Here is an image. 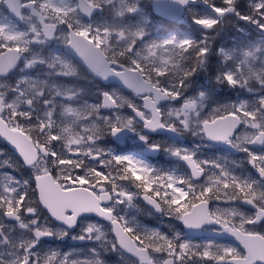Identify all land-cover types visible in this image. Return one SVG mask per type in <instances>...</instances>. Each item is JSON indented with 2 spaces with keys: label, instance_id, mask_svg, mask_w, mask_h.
Wrapping results in <instances>:
<instances>
[{
  "label": "snow or ice",
  "instance_id": "1",
  "mask_svg": "<svg viewBox=\"0 0 264 264\" xmlns=\"http://www.w3.org/2000/svg\"><path fill=\"white\" fill-rule=\"evenodd\" d=\"M0 2L6 4L9 10L5 17H0V28L4 29V35L0 36V75L8 74L21 58L20 54L27 51L26 48L22 47L23 44L29 41L39 43L53 37L58 26L62 24L68 30L64 34L67 44L79 53L98 75L104 78L109 75L120 77L142 100V104L137 105L132 101H126L117 93L104 92L102 103L95 104L96 111H99L100 108L117 109L127 105L135 113V117L143 122L146 129L156 130L167 127L171 131L177 132L180 131L179 129L187 128V124L182 123L184 116L179 113L169 116L161 111L157 114L159 105L155 103V100L157 94L167 95L175 100L180 98L179 90L184 89L186 80L205 62L209 43L212 39L211 35H206L199 43L191 39L177 40L176 38L163 41L165 45H174L182 49L192 61V65L183 71L179 79L173 77L165 84L158 73L156 81H152V69H147L148 76L146 79L142 75L144 70L137 59L140 55V49L136 47L137 41L145 35L142 30L132 32V38L125 40V48L121 55L128 56L129 66L124 68L115 59L109 60L102 50L103 43H97L98 39L102 40V37L99 36V27L96 29V35H93L90 25L78 23L74 26L71 23L73 17H80L81 15L91 17L96 9L102 8L103 5L99 4V0H92L95 5L93 7L89 6V0H60V3H56V0H0ZM195 2L196 0H178L181 5ZM203 3L208 5L212 12L222 13L221 16L215 18L210 16L196 18L194 22L204 29L216 30L224 16L235 14L239 19L250 22L264 31V0H254L250 4V11L244 15L237 8L238 0H220V6H217L216 0H203ZM120 5H125V0H120ZM112 6H115L114 0H112ZM57 8L64 10L63 14L55 17L57 24L46 23L49 15L55 16L53 10ZM125 11L133 12L135 9L126 6L120 7L116 9V15L121 16ZM28 14L35 16L38 23L31 26L30 32L17 30L16 22L24 19ZM104 31L107 33L115 31L121 36L125 35V29L115 24L106 25ZM4 40H7L8 43H3ZM106 42L104 41V43ZM155 46L149 45L148 47ZM243 57L233 69L222 73L223 80L229 85L235 86L241 83L242 81L237 79L235 73L239 70L240 74H243L250 67L248 58L253 57V54L245 52ZM229 59L231 57L225 54V60ZM37 62L43 63L42 60L33 59L29 64ZM48 67L54 68L55 65L48 64ZM68 67L67 64H63V68ZM120 68H124V70L120 71ZM134 71L141 74L131 75ZM58 73L63 76L70 74L65 71H58ZM21 83L26 85L27 81ZM161 86L163 87L161 88ZM9 91L15 93L14 98H8ZM27 93L26 87L21 88L19 86L0 92V120H3L4 111H7L9 118L15 113L31 120V111L20 109L17 105V101L21 104L26 103L29 107L33 104V97L28 96ZM33 94L44 97V90L36 91L33 88ZM44 103L47 104L48 101L44 100ZM195 107V102L184 104L186 109ZM47 115L50 117L53 113L48 112ZM249 117H253V119H249ZM11 122L9 119L4 123L8 125ZM133 124L132 118L115 115L114 120L107 118L105 128L115 135L123 129H131ZM241 124L251 128L252 132L245 133L243 136L235 135ZM37 125L45 130L42 132V135L46 137L43 141L45 151H41L39 147L34 150L28 149L10 134L6 126H0V137L14 147L23 164L31 167L34 177V186H30L27 182L21 185L11 175L0 176V212L5 217L19 222L21 229H29L34 233V239L23 240L19 244L9 242L11 249L7 253L9 258L6 259L4 254H0V264H103L95 250H93L91 258L84 259L73 258L71 253L61 255L52 251L39 255L32 251L42 237L56 235L62 238L66 236V229L76 226L78 219L85 213H95L110 221L114 237L108 243L138 257L140 264H197L198 261L201 264H210V262L211 264H224L228 256H231L236 264H264V190H261V184H264V154H255L245 147L249 144H264V98H260L258 103L252 107L241 102L238 105H224L213 109L212 114L201 120L198 130L199 133L212 141L225 142L233 148L248 152L251 164L262 178L259 182L241 179L233 175L225 166L214 161L197 160L195 154L186 149L172 150L174 156L185 161L190 167L191 175L186 179L168 173L161 175L143 161L134 160L129 156L110 154L100 170L102 172L105 168L117 164L118 171L126 173L127 169L122 167L123 162L134 161L133 166L144 171L146 178L151 175L157 181L163 180L165 183L175 185L176 188H184L188 197L191 198L182 205L176 201L175 193L172 194V199L164 201L163 204L147 193H145L144 199L157 210L168 215H174L188 228L200 229L207 223L222 226L226 232L239 241L240 245H243L242 248L232 245L216 246L212 242L201 245L190 240L181 241L178 235L168 238L155 230L134 231L123 217L114 215V204L109 206L108 203L112 201L123 203L124 199L131 201L132 195L115 183L110 185L104 194H100L96 189L92 190L94 194L77 189L75 183L68 181L78 180L80 176L89 179L94 172H97V167L85 166L80 160H76L71 165L65 164V160L72 159L67 145H65L66 153L58 154L53 150V144L56 141H61L60 136L50 132V123L46 124L37 118ZM16 127H19V124ZM65 131L67 130L65 129ZM37 139L39 140V138ZM141 139H145V137L141 136ZM71 143L79 144L80 141L73 140ZM152 147L157 148L158 146L153 145ZM95 151L101 152L102 150ZM87 154L85 153V155ZM98 159L101 158L98 157ZM208 168L216 169V171L208 174L204 183H194V178L202 177ZM77 169H83V173L78 174ZM71 171L76 172L75 178L71 175ZM45 177H50V179L46 181ZM98 178V176L95 177V179ZM138 187L143 188L144 185L138 184ZM114 188L119 189L118 196L123 197V199H113L111 193ZM185 192H181L180 195H185ZM237 200L253 206L255 211L252 214L234 212L233 216L239 217L235 221L222 219L221 209ZM211 201H216L223 206H217L213 211L210 208ZM42 210H46L55 221L62 223L65 228H50L47 219L44 223H40L39 216ZM25 215L34 218L24 222ZM30 226L32 227L30 228ZM98 234L99 236L105 235L100 226L95 223H88L82 229L79 239L99 240ZM217 247L219 253L212 251L213 248Z\"/></svg>",
  "mask_w": 264,
  "mask_h": 264
},
{
  "label": "clouds",
  "instance_id": "2",
  "mask_svg": "<svg viewBox=\"0 0 264 264\" xmlns=\"http://www.w3.org/2000/svg\"><path fill=\"white\" fill-rule=\"evenodd\" d=\"M29 66V65H26ZM204 63L200 66L203 67ZM235 75L237 76V79L239 81H242L241 83H239V85L241 87H247L249 85V83L251 81H256L258 82L260 85H264V62H262V65L260 67H256V68H252L251 66L243 73L240 74L239 70H237V73H235ZM217 80L219 82H223V78H222V73L220 76L217 77ZM163 86H161L162 88ZM190 85L186 84L183 90H179L180 91V98L183 97L181 103L179 104V106L177 107H173L170 108L167 113H165L166 115H176L177 113H179L180 115L184 116V121H182V123H186L187 124V128L186 129H179L180 131H192L193 133L197 132L199 130V126L201 123V120L204 118H207L208 116H202L201 115V109L204 107V102L209 99L207 93L203 90L198 91L197 94H195L194 96H184V92L187 88H189ZM126 101L131 102L129 99H126ZM163 101H176L175 99L167 96V95H163V94H157V98L155 100V103L157 105H160L161 102ZM195 102L196 107L192 108V109H186L184 108V104L185 103H192ZM216 109V108H215ZM161 108L159 107L157 109V114H159V112H161ZM213 112V110H212ZM211 112V114H212ZM99 240L101 238V236L97 237Z\"/></svg>",
  "mask_w": 264,
  "mask_h": 264
},
{
  "label": "rangeland",
  "instance_id": "3",
  "mask_svg": "<svg viewBox=\"0 0 264 264\" xmlns=\"http://www.w3.org/2000/svg\"><path fill=\"white\" fill-rule=\"evenodd\" d=\"M112 1V0H111ZM115 1V0H114ZM56 3H60V0H56ZM129 7V1L128 0H125V5H120V7ZM59 10H63L62 8H57ZM130 14H136L137 12L136 11H133V12H129ZM126 16H127V11L124 12L123 15L121 16H113V18L116 20V23H113V25H118L122 28L125 29V35L124 36H121L119 33L113 31L110 33H107L104 31V28H102L101 26V22H103V19L101 20H98L97 23L95 25H90L91 27V30L93 31V33H96V29L97 27L100 28V33H99V36L102 37V39L104 38H110V37H116L118 38V41L121 42V41H124V39H126L128 37V32H134V31H137V30H142L145 34L147 33L146 32V29H145V22L143 20H135V21H131L129 19H126ZM31 17V16H29ZM75 20H76V24L78 23H83L81 22V20L78 18V17H75ZM78 21V23H77ZM29 23V26H28V30H30L31 26L35 25L36 23L34 22V20L30 19L28 21ZM113 39V38H111ZM166 39H170V37H164V38H161V42L163 43V41H165ZM31 41H29V44L28 46L30 48H33V46H31L30 44ZM143 44H146L143 43ZM149 58L153 59L155 61L156 64H162L159 66L160 69L164 68V65H166V60H165V56H163V52L162 51H150L149 53ZM262 62H264V58H262V60L258 63L256 62H253V61H250L249 65L254 68V67H260L262 65ZM262 86V85H261ZM264 87V85H263ZM248 94H250L251 96L250 97H245L244 98V101L245 102H251V101H257L258 99L260 98H264V94H260L259 92H254L253 90H248L247 91ZM217 206H221L219 205L218 203H213V211L215 210V208ZM224 211V208L221 209V212ZM233 212V210L230 209V213ZM236 219L238 220L239 217H236ZM133 221L129 222L130 224H132ZM123 264H134L132 260L130 259H123Z\"/></svg>",
  "mask_w": 264,
  "mask_h": 264
}]
</instances>
